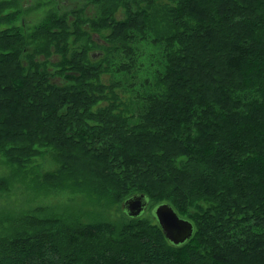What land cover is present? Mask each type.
Listing matches in <instances>:
<instances>
[{
	"label": "trees",
	"instance_id": "1",
	"mask_svg": "<svg viewBox=\"0 0 264 264\" xmlns=\"http://www.w3.org/2000/svg\"><path fill=\"white\" fill-rule=\"evenodd\" d=\"M81 1L0 0V193L87 203L0 213V264H264V0Z\"/></svg>",
	"mask_w": 264,
	"mask_h": 264
},
{
	"label": "rangeland",
	"instance_id": "2",
	"mask_svg": "<svg viewBox=\"0 0 264 264\" xmlns=\"http://www.w3.org/2000/svg\"><path fill=\"white\" fill-rule=\"evenodd\" d=\"M52 0H22L23 5L25 8H32L37 7L38 4L42 3L46 7L43 9H40L38 11L32 12L30 14H27L25 17L26 22L29 25H34L35 23H38L46 14V11L51 8L53 5L51 3ZM83 1L81 0H62L61 6L62 10H70L75 7L83 6ZM95 40L99 44H103L104 41L102 38L95 34L94 35ZM100 49L93 52L94 55H99ZM100 57V56H97ZM96 57V58H97ZM58 83H61L62 80H57ZM36 167L43 172H46L47 170L54 169V163L51 160L50 155L46 158H40L35 163ZM11 169L7 167L3 163V158L0 156V177L11 175ZM21 185L16 184L14 188H12L11 192L9 193H0V213L11 215L10 213H20L23 210L27 209H33L38 206H49L54 210H63V209H78V207L84 208L86 207V200L83 198V196L80 195H73L69 192H63V193H54L51 194L48 197H40L38 199H32L30 201V197L34 196V193L32 194V191L27 190L23 187V189H20ZM76 201L74 202V200ZM58 208V209H57ZM148 209L145 208L146 216H148ZM142 213V214H143Z\"/></svg>",
	"mask_w": 264,
	"mask_h": 264
},
{
	"label": "water",
	"instance_id": "3",
	"mask_svg": "<svg viewBox=\"0 0 264 264\" xmlns=\"http://www.w3.org/2000/svg\"><path fill=\"white\" fill-rule=\"evenodd\" d=\"M147 204L145 196L140 195L128 199L124 207L130 216L139 217L145 211ZM154 212L166 238L172 244L182 245L194 235V224L190 220L181 218L170 204H160Z\"/></svg>",
	"mask_w": 264,
	"mask_h": 264
},
{
	"label": "bare ground",
	"instance_id": "4",
	"mask_svg": "<svg viewBox=\"0 0 264 264\" xmlns=\"http://www.w3.org/2000/svg\"><path fill=\"white\" fill-rule=\"evenodd\" d=\"M72 11V10H71ZM112 42V41H111ZM46 61V60H45ZM55 63V62H54ZM16 85V84H15ZM14 88H15V86H13ZM2 93V92H1ZM8 95V94H7ZM237 172V171H236ZM245 172V171H244ZM235 173V172H234ZM233 175V174H232ZM234 186V185H233ZM124 193V192H123ZM119 197H121V195H119L118 196V199H119ZM111 199V198H110ZM113 199V198H112ZM116 200V199H115ZM119 201H120V199H119ZM117 203V202H116ZM125 205V204H124ZM127 219H129V218H127ZM153 220V219H152ZM194 220V219H193Z\"/></svg>",
	"mask_w": 264,
	"mask_h": 264
}]
</instances>
